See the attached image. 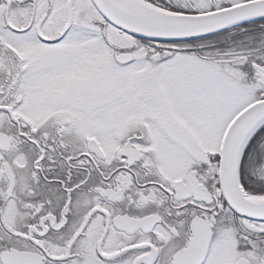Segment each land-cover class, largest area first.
Here are the masks:
<instances>
[{
	"label": "snow or ice",
	"instance_id": "snow-or-ice-1",
	"mask_svg": "<svg viewBox=\"0 0 264 264\" xmlns=\"http://www.w3.org/2000/svg\"><path fill=\"white\" fill-rule=\"evenodd\" d=\"M0 264H264V0H0Z\"/></svg>",
	"mask_w": 264,
	"mask_h": 264
}]
</instances>
